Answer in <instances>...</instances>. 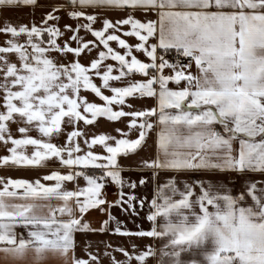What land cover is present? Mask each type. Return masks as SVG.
Returning <instances> with one entry per match:
<instances>
[{"label": "snow or ice", "instance_id": "1", "mask_svg": "<svg viewBox=\"0 0 264 264\" xmlns=\"http://www.w3.org/2000/svg\"><path fill=\"white\" fill-rule=\"evenodd\" d=\"M20 6L52 11L42 26L5 22L0 27L6 36L0 45V147L9 153L0 156V168L56 165L67 171L53 170L34 181L0 177L4 264H46L50 257L61 264H102L100 253H89L87 260L76 254L77 234L92 231L132 240L131 251L119 246L109 252L111 245L105 246L110 264H264V179L252 178L264 177V0H66L60 5L0 0V11ZM105 10L127 16L113 21L98 15ZM61 11L75 27H58ZM137 11L155 12L158 19L142 22ZM117 32L138 43L130 45ZM88 34L95 40L88 41ZM171 53L174 62L167 58ZM82 56L91 57L87 64ZM109 59L116 65L106 64ZM135 74L146 79H124ZM93 77L112 94H103ZM82 90L104 104L89 102ZM135 97L155 98L157 104L135 109L126 99ZM98 117L125 123L127 131L115 129L117 137L79 128L80 122L94 125ZM13 124L21 138L14 136ZM33 130L37 137L28 135ZM153 134L155 158H141V167L157 182L149 200L123 191L137 182L122 177L119 160L146 151ZM80 137L87 145L83 154ZM97 145L106 154L95 153ZM208 171L237 174L245 181L240 194L233 195L226 184L205 185L197 174ZM106 183L121 189L114 202L105 198ZM146 183L139 180L140 186ZM137 203L148 209L150 230L122 229L110 209L119 206L139 216ZM94 209L107 213L98 229L85 219ZM135 238L152 243L143 246ZM116 252L125 259H117Z\"/></svg>", "mask_w": 264, "mask_h": 264}, {"label": "crops", "instance_id": "2", "mask_svg": "<svg viewBox=\"0 0 264 264\" xmlns=\"http://www.w3.org/2000/svg\"><path fill=\"white\" fill-rule=\"evenodd\" d=\"M66 0H38V4L43 5H60L64 4ZM52 11L51 7H13L10 10H4L0 11V27L3 26L5 22H11L13 25H31L35 23L37 26H42V20L47 15L48 12ZM91 11V10H89ZM62 17V19L59 20L58 27L61 28L62 31H64L65 25H72L73 27L76 26V21L69 19L68 16L65 14L64 11H61L60 13H57ZM98 15H102L104 17H107L108 19H111L113 21L121 18H126L127 13L119 10H105L102 12H99ZM134 16L136 19L141 20L144 22L146 19L150 20H157V14L155 12H151L148 14H145L143 12L137 11L134 13ZM83 22V21H81ZM49 23H55V22H49ZM95 28L99 29L101 27V24L97 23L94 25ZM124 30H128V26H124ZM117 35L120 36L121 39H124L127 43L130 45H135L138 43V40L135 37H129L123 35L122 32H117ZM71 33H68L66 36L62 37L61 39L67 40L68 36H70ZM81 36L84 35L83 31L80 33ZM86 39L88 41H94L95 37L88 34L86 36ZM6 41V36L3 33H0V45H3ZM98 44L99 42L96 41ZM75 46V44H73ZM110 46L113 47L114 50L120 51L121 54H123V49H120L118 44L116 42H110ZM100 49H103V46H99ZM134 54L143 62H148V58L141 52H135ZM92 56H96L97 52L94 51ZM91 57H81V62L87 64L88 60ZM71 59V56H69V60ZM106 64H112L116 65L115 61H112L111 59L105 61ZM193 73H195L197 70L195 68V65L193 64V67L191 69ZM171 72L170 69H165V74H169ZM118 73L116 71L113 72V75H117ZM125 80L131 79L134 81H140L146 79V77H143L139 74H135L131 77L124 78ZM94 82L101 87V90L103 94L105 95H111L112 93L104 89L102 86V82L99 78L93 77ZM110 83L117 84L118 86H125L121 82L113 81ZM158 87V86H157ZM169 87L176 88L177 86L175 84L170 83ZM81 95L86 97L89 102H95L99 105H103L104 102L100 100L98 97L95 96L94 93H91L90 91H84L82 90ZM127 103H131L135 109L143 110L144 108H150L154 107L157 104V101L155 98H126ZM114 110H117V106H113ZM131 109H128L125 107V111H129ZM126 118H122V120H125ZM79 128L87 133L89 130L94 132L95 134H110L112 136H119V134L115 131V129L119 128L123 131H127V127L125 123H121L119 121L111 122L108 121L104 117H98L97 121L94 123V125H84L83 122H80ZM12 131L16 138H21V134L17 131V126L15 124L12 125ZM28 135L32 137H37L38 133L36 131H31L28 133ZM134 138L135 134H131ZM79 142L81 144L82 153L83 151L87 150V145L83 143L84 137L78 138ZM157 137L153 134L152 139L148 141L149 147L146 151H140L139 155H132L127 158L121 157L119 162L123 166V171L121 173L122 177L126 181H135L137 182V187L135 189H129L125 187L123 189L126 193H133L136 196L140 198L147 197L149 200L153 197L157 182L152 180V173L151 170L141 167V158H155V141ZM110 143L112 141H109ZM58 143H64L63 138H61ZM234 148H238V144H234ZM95 153L98 154H106L102 147L97 145L94 146L92 149ZM28 152H31V146L28 148ZM9 154L4 150L2 147H0V156ZM57 170L61 173H65L67 171L66 168L63 167H57L56 165H53L50 168H35V167H11V168H0V177H10L13 179H27L29 181H34L37 178H41L45 174H50L51 171ZM99 171V170H98ZM143 178L146 180V184L144 186L139 185V180ZM197 178H201L202 182L207 185L209 183H221L226 184L232 191L233 195H238L241 192V188L243 183L245 182L241 177H239L235 173H226V172H201L197 174ZM252 178L255 181H260L264 179V177H261L260 174H252ZM164 177H161V180H163ZM229 181L233 183H228ZM42 183L45 184H53L54 181H44L41 179ZM79 185L83 187L85 185V182L83 179L79 180ZM74 185L73 183H67L68 189H73ZM121 189L119 186L115 185L114 183H106L105 189H104V195L105 198L109 202H114L119 198V192ZM196 192H199V188H196ZM126 198V197H125ZM179 198V197H177ZM59 203V202H55ZM126 207V205H125ZM137 210L140 212L139 216L130 215L129 212L123 211L119 206L112 207L110 209L111 214L113 217H115L117 220H120L122 222L121 227L122 229L127 228L129 230L135 231L137 229V225L140 226L141 229L144 230H150V222L146 220V213L148 211L147 207H145L143 210L139 209V204H136ZM140 217H145V219H141ZM85 219L91 224L93 229H98L101 226V222L105 219H107V213L100 212L99 210H90L89 213L86 214ZM135 221V223H133ZM116 227L115 220L110 222V228L114 230ZM77 241L79 242L80 246L77 249V256L83 259H89V253H100L102 257V264H110L109 258L107 256H104L103 253L105 251L106 245H111L110 248L107 250L111 252L112 248H116L119 246H123L127 248L129 251L132 250L131 244L132 240H130L128 237H122L117 234H113L112 232H106V233H100L98 231H92L86 234H77L76 236ZM135 242L137 244H142L143 246H147L152 243L151 238H135ZM117 259L123 260L125 259L121 253L116 252L114 253ZM3 254L0 253V264H4V261L2 259ZM46 264H61V262L56 259L55 257H50Z\"/></svg>", "mask_w": 264, "mask_h": 264}, {"label": "built area", "instance_id": "3", "mask_svg": "<svg viewBox=\"0 0 264 264\" xmlns=\"http://www.w3.org/2000/svg\"><path fill=\"white\" fill-rule=\"evenodd\" d=\"M167 58L170 62H174L177 59L174 53H171Z\"/></svg>", "mask_w": 264, "mask_h": 264}, {"label": "trees", "instance_id": "4", "mask_svg": "<svg viewBox=\"0 0 264 264\" xmlns=\"http://www.w3.org/2000/svg\"><path fill=\"white\" fill-rule=\"evenodd\" d=\"M96 171V174H99V171L98 170H95Z\"/></svg>", "mask_w": 264, "mask_h": 264}]
</instances>
